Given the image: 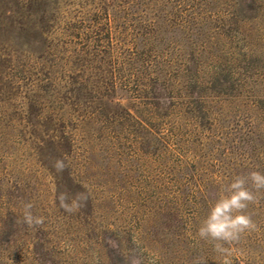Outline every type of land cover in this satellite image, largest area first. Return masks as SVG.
<instances>
[{"label":"rangeland","instance_id":"obj_1","mask_svg":"<svg viewBox=\"0 0 264 264\" xmlns=\"http://www.w3.org/2000/svg\"><path fill=\"white\" fill-rule=\"evenodd\" d=\"M152 1L180 6L177 19L189 21L160 33L171 78L153 86L149 102L165 119L119 90L96 100L106 113L137 111L157 133L111 125L76 180L53 168L67 148L38 125L39 95L20 64L45 52L39 22L65 4L0 0V264H128L133 255L141 264H222L195 234L224 183L264 172V0ZM64 191L88 199L69 214L56 200ZM29 202L43 225L19 223ZM247 212L257 229L233 246L232 264H264V193Z\"/></svg>","mask_w":264,"mask_h":264},{"label":"trees","instance_id":"obj_2","mask_svg":"<svg viewBox=\"0 0 264 264\" xmlns=\"http://www.w3.org/2000/svg\"><path fill=\"white\" fill-rule=\"evenodd\" d=\"M76 1L56 0L65 7L39 22L45 52L20 64L42 103V115L35 114L38 125L46 126V135L52 133L49 136L67 148L62 157L67 172L77 180L91 167V156L97 148L93 142L99 141L111 125L122 127L121 122L127 120L150 136L157 133L137 111L135 115L129 110L106 113L96 100L112 101L119 90L138 105L148 106L154 120L165 119L149 102L153 86L171 78L172 64L165 59V48H158L160 33L170 28L185 30L189 21L177 19L174 10L183 15L180 6H158L152 0H94L82 5ZM80 62L83 64L79 66ZM93 78L100 80L91 82ZM88 133L90 139L85 136ZM79 159L77 172H72L73 162ZM39 168L54 175L46 164H39ZM76 223L86 225L80 219Z\"/></svg>","mask_w":264,"mask_h":264},{"label":"clouds","instance_id":"obj_3","mask_svg":"<svg viewBox=\"0 0 264 264\" xmlns=\"http://www.w3.org/2000/svg\"><path fill=\"white\" fill-rule=\"evenodd\" d=\"M67 167L63 159H56L53 168L62 173ZM264 193V172L253 170L247 174H238L224 183L220 194L211 204L206 216L200 222L196 238L211 243L214 251L222 258V264H232L233 246L238 243L245 233L257 229L247 209L249 205L258 203L260 195ZM86 192H78L71 197L67 191L58 193L56 200L60 208L71 214L81 208L87 201ZM31 202L24 205V212L19 223L29 228L44 224L43 216H36L32 212ZM128 264H141L136 256H130ZM194 264H206L200 257Z\"/></svg>","mask_w":264,"mask_h":264}]
</instances>
